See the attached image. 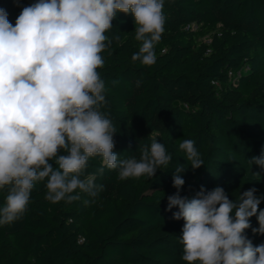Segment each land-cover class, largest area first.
Listing matches in <instances>:
<instances>
[{
    "label": "trees",
    "instance_id": "obj_1",
    "mask_svg": "<svg viewBox=\"0 0 264 264\" xmlns=\"http://www.w3.org/2000/svg\"><path fill=\"white\" fill-rule=\"evenodd\" d=\"M34 2L0 0V8L15 25ZM162 11L153 65L132 59L142 45L134 17L117 13L97 71L118 159H139L156 139L172 160L151 179L122 181L119 169L104 167L101 174L102 159L90 158L81 178L96 174L103 189L94 198L76 190L80 199L71 202L48 201L47 181L35 182L26 211L0 225V264H186L179 242L184 221L173 219L177 208L166 211L179 164L186 167L181 197L217 186L233 200L253 187L264 195V169L249 163L264 153V0H164ZM188 139L203 160L195 170L179 148ZM7 194L0 189V207ZM250 224L247 238L264 243L252 231L259 227L255 216Z\"/></svg>",
    "mask_w": 264,
    "mask_h": 264
},
{
    "label": "clouds",
    "instance_id": "obj_2",
    "mask_svg": "<svg viewBox=\"0 0 264 264\" xmlns=\"http://www.w3.org/2000/svg\"><path fill=\"white\" fill-rule=\"evenodd\" d=\"M164 0H36L24 6L13 25L0 8V189L7 187L0 207V225L18 219L27 209L35 182H46L52 203L79 200V193L97 197L102 185L96 174L84 175L90 158L102 167L119 169L120 180L155 177L172 160L163 143L153 139L140 158L118 159L112 121L101 112L105 83L97 71L110 43L106 36L117 13H131L135 39L141 41L132 57L143 65L156 61L154 46L164 31ZM106 41L108 43H106ZM195 170L203 160L191 139L179 145ZM64 153V154H61ZM54 162L55 167L53 166ZM264 169V153L249 160ZM176 166V193L167 197L166 211L183 220L179 242L186 264H264V243L254 246L245 235L250 218L264 235V195L250 188L235 199L222 187L181 197L185 184ZM259 174V173H257ZM76 190L79 193L73 195ZM88 203V201H85Z\"/></svg>",
    "mask_w": 264,
    "mask_h": 264
},
{
    "label": "built area",
    "instance_id": "obj_3",
    "mask_svg": "<svg viewBox=\"0 0 264 264\" xmlns=\"http://www.w3.org/2000/svg\"><path fill=\"white\" fill-rule=\"evenodd\" d=\"M190 26V24L188 25V27ZM192 26H195L194 24ZM230 75L232 76L233 75V72L232 71H229ZM214 83H217L216 81H214Z\"/></svg>",
    "mask_w": 264,
    "mask_h": 264
},
{
    "label": "rangeland",
    "instance_id": "obj_4",
    "mask_svg": "<svg viewBox=\"0 0 264 264\" xmlns=\"http://www.w3.org/2000/svg\"><path fill=\"white\" fill-rule=\"evenodd\" d=\"M207 38H208L207 36H203L202 37L203 40H207Z\"/></svg>",
    "mask_w": 264,
    "mask_h": 264
}]
</instances>
